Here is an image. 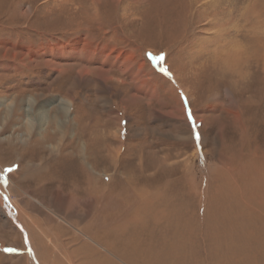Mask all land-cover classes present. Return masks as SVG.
<instances>
[{
	"label": "rangeland",
	"instance_id": "374dc122",
	"mask_svg": "<svg viewBox=\"0 0 264 264\" xmlns=\"http://www.w3.org/2000/svg\"><path fill=\"white\" fill-rule=\"evenodd\" d=\"M60 229L264 264V0H0V264H67Z\"/></svg>",
	"mask_w": 264,
	"mask_h": 264
},
{
	"label": "bare ground",
	"instance_id": "6f19581e",
	"mask_svg": "<svg viewBox=\"0 0 264 264\" xmlns=\"http://www.w3.org/2000/svg\"><path fill=\"white\" fill-rule=\"evenodd\" d=\"M223 45H225V44H223ZM239 48H240L239 44H229V43H227L225 45V50H228V52L226 51V53L228 54V55H226V58L229 59L230 55H231V61H234V60L237 61L238 57H240V54L241 53L243 54V52L240 53L239 51H237V49H239ZM222 60H224V59H222ZM46 65L51 66L49 63H47ZM5 68H6V66H5ZM33 119H34V122H36V124L38 126H40V125H42V124H44L46 122L47 118L45 116L44 111H42V107L41 106L38 108V111L35 110ZM29 125H31V124H29ZM95 226L97 228H99L100 230H102V225H95ZM64 230H66V229H62V230L60 229L59 230L60 231L59 234H61V235L60 236H56L55 235V239L58 242L57 246H56V249L59 250L60 252H62V253L59 252V254H61L64 257V259L67 262V264H84V263L87 264L89 262L91 263V260L93 259V258H91L93 256L92 251H94V250L92 249V246H90L87 243V240L89 241L90 239L87 237V235L84 234L83 230L82 231L77 230L74 234H70L69 231H67V230L64 231ZM64 237H67V238L64 239V240L60 239V238H64ZM79 238H85L86 241H84V240L80 241ZM69 244H71L70 247H67ZM39 247H42V246H40V244H39ZM100 247H102V246H100ZM39 252H41V251H39ZM1 259L2 258L0 256V261H1ZM33 261H34L35 264H37L35 259ZM57 264H60V263L58 262Z\"/></svg>",
	"mask_w": 264,
	"mask_h": 264
},
{
	"label": "snow or ice",
	"instance_id": "6c2138e0",
	"mask_svg": "<svg viewBox=\"0 0 264 264\" xmlns=\"http://www.w3.org/2000/svg\"><path fill=\"white\" fill-rule=\"evenodd\" d=\"M156 62L162 61L164 59L163 55L160 57H151ZM160 71L164 72L165 75H170L166 68H161ZM197 140H199V135L197 134ZM13 169H8L9 172H11ZM7 251H13L12 249H8Z\"/></svg>",
	"mask_w": 264,
	"mask_h": 264
}]
</instances>
